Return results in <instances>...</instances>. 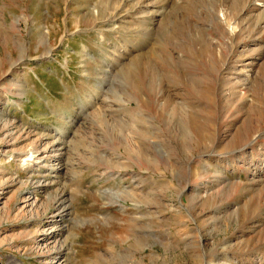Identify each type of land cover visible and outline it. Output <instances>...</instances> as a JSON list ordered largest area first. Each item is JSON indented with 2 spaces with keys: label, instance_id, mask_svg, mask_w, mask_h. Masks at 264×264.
Segmentation results:
<instances>
[{
  "label": "rangeland",
  "instance_id": "obj_1",
  "mask_svg": "<svg viewBox=\"0 0 264 264\" xmlns=\"http://www.w3.org/2000/svg\"><path fill=\"white\" fill-rule=\"evenodd\" d=\"M260 19L264 0H0V264H264Z\"/></svg>",
  "mask_w": 264,
  "mask_h": 264
},
{
  "label": "bare ground",
  "instance_id": "obj_2",
  "mask_svg": "<svg viewBox=\"0 0 264 264\" xmlns=\"http://www.w3.org/2000/svg\"><path fill=\"white\" fill-rule=\"evenodd\" d=\"M249 3V2H248ZM146 4V3H145ZM247 5H245V7L244 8H247L246 7ZM242 10H243V12H244V10L245 9H243L242 8ZM148 14V13H147ZM225 19H226V17L223 15V17H222V19H220V20H222V21H225ZM262 21V19H260V20H258V23H256V30L260 33V35H264V21H263V23L261 22ZM261 22V24L259 25V23ZM228 28V32H229V34H231V35H236L237 33H239L240 32V26H239V24H237L236 23V25L235 26H233V25H231V24H229V26L227 27ZM234 38V37H233ZM128 53V52H127ZM14 67V66H13ZM249 75V73L247 74V76ZM250 76V75H249ZM10 123L8 124L7 123V125L5 126V129H7V131H6V134H9L10 133ZM12 128V127H11ZM14 134V133H13ZM5 135V134H4ZM264 135V127L261 129V131H259V135H258V138H261L262 136ZM7 136V135H6ZM8 137H11L12 138V135H8ZM13 139V138H12ZM255 140V139H254ZM254 140H251L247 145H244L243 147H242V150L244 151L245 149H247V148H249L250 146H252L253 144H254V142L256 141H254ZM50 146V148L47 146L46 148H44V150L42 151V153L45 155V154H49L50 152H51V149H53V148H55V145L54 144H52V145H49ZM40 150V147L39 146H35V145H33L32 147H31V150H30V154L32 155V162H34L36 159H37V156H39V153L40 152H38ZM56 150H52V152H55ZM6 152V151H5ZM15 152V151H14ZM245 152V151H244ZM21 154V153H20ZM30 155V156H31ZM19 157V156H18ZM55 157L57 158L58 157V155H55ZM30 159V158H29ZM45 183V182H44ZM44 183H42V182H40V183H37V185H38V187L39 186H42V185H44ZM34 186V185H33ZM126 193V192H125ZM29 194V193H28ZM25 199H26V201H28L29 199H28V197H25ZM30 207H32L31 205H30ZM33 208V207H32ZM34 209V208H33ZM59 214V213H58ZM60 229V225H59V223H57V222H55V223H53L52 224V227L51 228H49V232L51 233V234H55V233H57V231ZM48 232V233H49ZM43 234H45V232H43ZM50 234V235H51ZM55 235H53V238H55L54 237ZM12 241V240H11ZM55 243V248H52V250H54V251H52V252H59V250H60V248H58L57 246L59 245V242H54ZM36 244V243H35ZM49 252H50V250H49ZM57 258V257H56Z\"/></svg>",
  "mask_w": 264,
  "mask_h": 264
}]
</instances>
